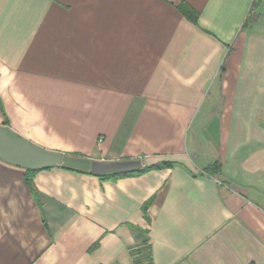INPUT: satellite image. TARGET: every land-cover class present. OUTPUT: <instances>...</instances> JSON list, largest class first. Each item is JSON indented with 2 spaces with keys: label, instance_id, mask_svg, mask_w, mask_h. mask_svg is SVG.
Listing matches in <instances>:
<instances>
[{
  "label": "crops",
  "instance_id": "1",
  "mask_svg": "<svg viewBox=\"0 0 264 264\" xmlns=\"http://www.w3.org/2000/svg\"><path fill=\"white\" fill-rule=\"evenodd\" d=\"M0 126L142 165L0 159V264H264V0H0Z\"/></svg>",
  "mask_w": 264,
  "mask_h": 264
},
{
  "label": "water",
  "instance_id": "2",
  "mask_svg": "<svg viewBox=\"0 0 264 264\" xmlns=\"http://www.w3.org/2000/svg\"><path fill=\"white\" fill-rule=\"evenodd\" d=\"M0 159L26 170L66 166L98 175L134 171L142 166L140 161L102 163L50 151L34 144L8 126H0Z\"/></svg>",
  "mask_w": 264,
  "mask_h": 264
},
{
  "label": "trees",
  "instance_id": "3",
  "mask_svg": "<svg viewBox=\"0 0 264 264\" xmlns=\"http://www.w3.org/2000/svg\"><path fill=\"white\" fill-rule=\"evenodd\" d=\"M180 10L187 16V18H189L192 22L196 23L199 17V13L195 10H193L191 7H189L188 5H181ZM174 164L173 163H160L157 165H153L151 167H146L144 169L139 170L138 172H144V171H152V170H158V169H163V168H168V167H172ZM62 168L68 169V170H72V171H77V172H85V173H91L92 172H86V171H81V170H77V169H73L70 167H66V166H62ZM221 170V166L218 162H215L213 165L207 167L205 169L206 172L210 173V174H219ZM27 171V176H26V181L28 183V186L34 196V198L37 200L38 203H40V199H39V194L36 191V188L34 186L33 183V178L35 177V175L40 172L41 170H26ZM118 174V175H117ZM132 173L130 172H125V173H110V174H104V175H97L99 177H101L103 180H115L117 179V177L120 176H128L131 175ZM149 206V203L147 205H145L144 209L145 211H147ZM146 244V250L149 251L148 253H145V249L144 246L139 247L135 250H133V254L134 255H141L143 256V258L137 260L135 262V264H152V259L150 256V248H149V244L148 241H145Z\"/></svg>",
  "mask_w": 264,
  "mask_h": 264
},
{
  "label": "rangeland",
  "instance_id": "4",
  "mask_svg": "<svg viewBox=\"0 0 264 264\" xmlns=\"http://www.w3.org/2000/svg\"><path fill=\"white\" fill-rule=\"evenodd\" d=\"M146 247H147V246H146V244H145V245H144V249H145V250H146Z\"/></svg>",
  "mask_w": 264,
  "mask_h": 264
}]
</instances>
